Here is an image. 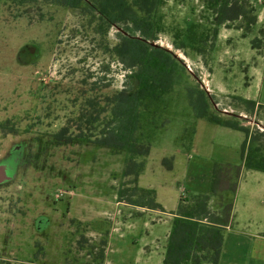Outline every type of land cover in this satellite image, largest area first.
<instances>
[{
    "label": "rangeland",
    "instance_id": "obj_1",
    "mask_svg": "<svg viewBox=\"0 0 264 264\" xmlns=\"http://www.w3.org/2000/svg\"><path fill=\"white\" fill-rule=\"evenodd\" d=\"M250 4L256 16L250 33L235 29L237 22L220 27L214 39L201 0H165L151 44L184 65L187 82L205 92L212 113L249 129V147L262 156L264 0ZM118 32L127 34L123 26L111 28L109 46ZM98 41L80 9L0 0V170L9 172L0 182V264H103L107 247L114 264L125 258L133 264L145 245L163 249L167 213L180 197L210 194L214 164L240 167L227 238L250 243L242 232L264 233V173L242 167L244 135L196 119L182 86L141 110L137 133L150 146L138 186L153 189L166 214L116 209L123 151L55 143L53 134L87 98L131 87ZM228 176L234 183V170ZM219 198L209 206L217 209Z\"/></svg>",
    "mask_w": 264,
    "mask_h": 264
},
{
    "label": "trees",
    "instance_id": "obj_2",
    "mask_svg": "<svg viewBox=\"0 0 264 264\" xmlns=\"http://www.w3.org/2000/svg\"><path fill=\"white\" fill-rule=\"evenodd\" d=\"M23 5L31 0H9ZM70 9H80L92 34L98 37V48L115 59L127 72L131 87L123 86L111 95L87 98L74 119L53 134L57 145L92 144L125 153L116 201L147 210L164 212L157 203L155 191L139 188L138 177L144 170L150 146L141 136L140 113L160 101L176 86H182L196 119L241 132V165L245 170L264 172V155L256 156L249 147V129L230 119H221L209 110L207 96L198 86L187 82L184 65L167 50L153 46L158 27L155 15L165 0H46ZM208 12V25L216 38L218 29L234 28L250 33L256 16L250 0H201ZM123 26L127 34L118 32L117 41L108 45L111 28ZM253 106L254 102L242 100ZM1 127V126H0ZM4 129V128H3ZM168 169L170 166L167 167ZM234 170V183L228 172ZM240 177V167L214 164L210 194L180 198L171 212V228L167 235L161 264H218L223 233L232 219L233 200L219 198L217 209L209 208L211 196L229 192L233 196Z\"/></svg>",
    "mask_w": 264,
    "mask_h": 264
},
{
    "label": "crops",
    "instance_id": "obj_3",
    "mask_svg": "<svg viewBox=\"0 0 264 264\" xmlns=\"http://www.w3.org/2000/svg\"><path fill=\"white\" fill-rule=\"evenodd\" d=\"M213 125H215V124H213ZM216 126H218V125H216ZM219 127H221V126H219ZM226 129H228V128H226ZM139 131H140V129H139ZM140 133L142 134V132H140ZM122 168H123V163H122ZM251 171H253V170H251ZM121 172H122V170H121ZM262 173H264V172H262ZM139 177H138V180H139ZM120 181H121V177H120ZM119 183L120 182H118V186H119ZM118 186L116 187V193H117ZM137 186H138V181H137ZM139 188H141V187H139ZM144 189H150V188H144ZM71 194L74 195V192L72 191ZM155 196H156V194H155ZM219 197H221L224 202H229L232 199L233 200V209H232L231 222L226 227V229L223 233V244H222V249H221V254H220V259H219L218 264H256L253 261L263 263L264 262V253H263L264 252V233L256 232V231L255 232H248V233L242 232V234L248 238V241H250V243L241 242V241H239L240 238H238V237L227 238V232L230 233L232 231V226L236 220V214H235V209H234V195L232 196L231 193L224 192ZM213 198H214V196L210 197L209 205L211 203V199H213ZM119 205L121 206L120 208H127L129 211V214H131V215L134 212H138L139 215H141L144 212H160L158 210H147V209H143V208L133 207V206L127 205L125 203H119L116 201V195H115V206H116V209L118 211L120 210L119 208H117ZM209 208L211 210H213V207L209 206ZM172 212H175V211H172ZM160 213L166 214L165 211L160 212ZM170 213H167V215L169 216L170 221H171L172 214H170ZM113 231H114V229H113ZM236 233L238 235V232H236ZM167 235H166V239H167ZM228 240H229V243H228ZM165 245H166V243H165ZM165 245H164L163 249L162 248L157 249L156 247H152V246H148V245L143 246L142 249H137L136 255L134 256V260L132 261V263L133 264H161L162 259H163V255H164V251H165ZM104 258L105 259H104L103 264H114L111 259H108V247H107V251L105 252ZM126 259L127 258L123 259L121 261V264H126Z\"/></svg>",
    "mask_w": 264,
    "mask_h": 264
},
{
    "label": "water",
    "instance_id": "obj_4",
    "mask_svg": "<svg viewBox=\"0 0 264 264\" xmlns=\"http://www.w3.org/2000/svg\"><path fill=\"white\" fill-rule=\"evenodd\" d=\"M8 176H9V172L8 171L0 170V182L3 181V180L8 179Z\"/></svg>",
    "mask_w": 264,
    "mask_h": 264
}]
</instances>
